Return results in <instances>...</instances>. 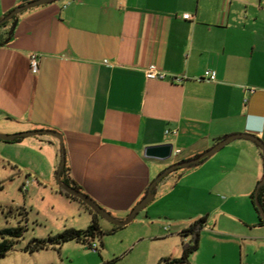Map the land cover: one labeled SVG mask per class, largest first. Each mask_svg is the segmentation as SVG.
<instances>
[{
	"label": "crops",
	"instance_id": "1",
	"mask_svg": "<svg viewBox=\"0 0 264 264\" xmlns=\"http://www.w3.org/2000/svg\"><path fill=\"white\" fill-rule=\"evenodd\" d=\"M28 1L0 0V19ZM151 63L163 79L146 78ZM205 69L214 81L202 78ZM34 129L62 134L69 175L117 218L165 167L227 135L251 133L264 145V0H55L19 12L0 46V131ZM23 138L6 141L18 153L10 163L55 190L57 138ZM235 140L200 173L211 189L248 197L264 156L254 141ZM165 142L183 156L144 155Z\"/></svg>",
	"mask_w": 264,
	"mask_h": 264
},
{
	"label": "rangeland",
	"instance_id": "2",
	"mask_svg": "<svg viewBox=\"0 0 264 264\" xmlns=\"http://www.w3.org/2000/svg\"><path fill=\"white\" fill-rule=\"evenodd\" d=\"M10 26L0 25V34L8 32ZM52 138L38 134L23 139ZM237 141L240 140L232 143ZM230 143L212 159L225 153ZM16 151L10 142L0 140V229L18 224L26 228L0 258V264H162L165 258L181 255L182 241L189 242L191 236H181L180 230L200 217L206 221L199 231V246L187 262L179 264H264V239L258 237L264 236V226L250 225L253 218L257 219L250 196L211 189L213 182L203 179L205 173H200L208 165L205 161L178 168L158 182L153 189L154 199L129 224L111 231L113 224L97 215L102 234L93 239L96 248H89L86 239L60 245L48 243L32 252L25 250L30 242L48 240L71 224L75 229H85L91 220L85 204L57 192L55 175V190L41 188L35 180L23 191L22 183L34 175L23 168L18 171L10 163L8 158H16ZM182 156L173 154L164 161ZM23 209L26 214L21 220Z\"/></svg>",
	"mask_w": 264,
	"mask_h": 264
},
{
	"label": "water",
	"instance_id": "3",
	"mask_svg": "<svg viewBox=\"0 0 264 264\" xmlns=\"http://www.w3.org/2000/svg\"><path fill=\"white\" fill-rule=\"evenodd\" d=\"M55 0H31L28 1L22 5L16 6L14 9H12L9 13H7L3 18L0 19V25L10 19L12 16L17 15L19 12L29 9L34 6L47 4ZM38 134H47L51 135L58 140L59 144V164L57 166V171L55 174L58 186L61 187L65 192L75 196L77 199L84 202L87 206L90 207L94 212H96L98 215L105 218L107 221L114 225L118 226H125L129 224L135 216L144 209L153 199H154V187L155 185L165 176L169 175L172 171L178 169V168H186V167H192L195 166L210 156H212L214 153L219 151L222 147H224L226 144L230 143L231 141L237 139V138H245L254 141L262 150L263 156H264V145L260 141V139L251 133H235L231 135H227L224 138L220 139L218 142H216L213 146H211L208 150L204 151L203 153L197 155L196 157H193L188 160H182L178 162H174L167 167H165L162 171H160L149 183L148 189L144 196L132 207V209L129 211V213L124 218H117L114 217L109 211H107L104 207H102L100 204H98L94 199L89 197L87 194L80 190H76L75 188L68 186L64 184L61 181L60 172L65 164V147L63 142V136L58 131L52 130V129H34V130H26V131H20L13 134H1L0 133V140L2 141H14L16 138L20 137H28ZM172 150H173V144L171 142H165V143H159L154 145H148L144 148V155L148 158H153L157 160H166L172 156ZM264 184V175L262 178L258 181L256 184V187L253 192V198L254 202L258 208V211L261 215V217L264 219V210L263 208L258 204V190L261 185Z\"/></svg>",
	"mask_w": 264,
	"mask_h": 264
},
{
	"label": "trees",
	"instance_id": "4",
	"mask_svg": "<svg viewBox=\"0 0 264 264\" xmlns=\"http://www.w3.org/2000/svg\"><path fill=\"white\" fill-rule=\"evenodd\" d=\"M16 19H17V15H14L10 19H8L7 21H5L4 23L1 24V26H4L6 24H11V26H10V29L8 31V36L0 38V46L8 43V41L10 40L11 35L13 34ZM20 139H21V137L16 138L14 141H18ZM60 177H61V181L64 184L71 186V187L75 188L76 190L82 191L81 187L69 175V167L67 166L66 158H65V164H64V166L60 172ZM164 178H162L160 181H162ZM58 191L68 198L70 197V198L77 199L75 196L65 192L59 186H58ZM146 191H147V188H146ZM253 192L251 193L250 198H251V202L253 204V207L257 213V225L262 226V225H264V219L261 217V215L258 211V208L254 202ZM257 198H258V204L264 210V184L259 187ZM79 201L81 203L85 204L81 200H79ZM87 207L90 209L89 206H87ZM90 211L93 212V217L91 219L90 224L87 226V228H85V229H75L72 227L65 228L61 232H59L53 236H50L48 240L36 239L33 242H30L26 246L25 250L32 252V251L44 248L45 246H47L48 243L53 244V245H60L63 242H66L68 240H75L78 242H84L87 239V242H88L89 239H94V237L100 236L102 234V230H101L99 223L96 219L98 214L96 212H94L92 209H90ZM20 214H22L21 220H23L25 218V214H26L25 210L23 209L22 211H20ZM205 221H206L205 217H200L199 219L192 222L184 230H182L180 232V235L186 236L189 234L191 236L190 241L189 242L182 241V251H181V255L179 257L165 258V259H163L162 264H179V263L187 262L190 254L192 252H194L199 246V231H200V229H202L204 227ZM120 227L121 226L113 224L111 231H114ZM25 228H26V225L18 224V226H16V227H5V228L0 229V236H1V239H0V258H2L12 248V246L14 245V239L20 238L22 236Z\"/></svg>",
	"mask_w": 264,
	"mask_h": 264
},
{
	"label": "built area",
	"instance_id": "5",
	"mask_svg": "<svg viewBox=\"0 0 264 264\" xmlns=\"http://www.w3.org/2000/svg\"><path fill=\"white\" fill-rule=\"evenodd\" d=\"M183 17L186 19H190L192 15L190 13H184ZM29 66L32 72H36L38 70V55L36 53H33L30 58H29ZM145 76L148 79H163L165 74L160 71V69L153 63L147 65L144 68ZM203 79L209 80V81H214L216 79V72L211 69H205L203 73ZM180 78H177L179 80ZM254 89H249V92H253ZM171 131L166 130V133H169ZM176 130H173L172 133L176 134ZM180 150L179 149H173L172 150V155L175 153H178ZM30 179L28 177L26 178L25 182L22 183L21 189L23 191H27V186L30 183ZM88 245L90 248H96V244L93 243V239L88 240Z\"/></svg>",
	"mask_w": 264,
	"mask_h": 264
}]
</instances>
